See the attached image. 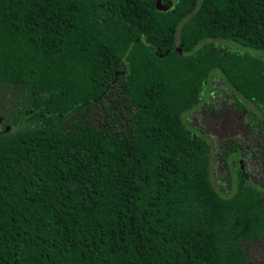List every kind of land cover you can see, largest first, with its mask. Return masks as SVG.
<instances>
[{
  "label": "trees",
  "instance_id": "obj_1",
  "mask_svg": "<svg viewBox=\"0 0 264 264\" xmlns=\"http://www.w3.org/2000/svg\"><path fill=\"white\" fill-rule=\"evenodd\" d=\"M215 71L264 136V0H0V264H249L264 192L187 123Z\"/></svg>",
  "mask_w": 264,
  "mask_h": 264
},
{
  "label": "rangeland",
  "instance_id": "obj_2",
  "mask_svg": "<svg viewBox=\"0 0 264 264\" xmlns=\"http://www.w3.org/2000/svg\"><path fill=\"white\" fill-rule=\"evenodd\" d=\"M161 10L169 6L159 3ZM217 45L237 47L231 42L219 41ZM215 71L210 83L208 99L194 111L187 115V123L193 129L201 131L212 145L211 177L216 189L221 195L231 196L236 189V181L232 180L233 167L227 164L231 158H238L247 177L264 192V156L260 146L263 142L261 130L262 118L260 112L248 101L234 92L227 82ZM238 101H244L246 109L238 107ZM111 104L98 105L90 110L94 117V124L99 126V120ZM124 113H128L126 107ZM2 119V118H1ZM126 126V119H122ZM5 130L3 121H0V133ZM12 131V128L9 129ZM232 146L239 149L229 158L227 153ZM249 264H264V237L257 241L245 244Z\"/></svg>",
  "mask_w": 264,
  "mask_h": 264
},
{
  "label": "water",
  "instance_id": "obj_3",
  "mask_svg": "<svg viewBox=\"0 0 264 264\" xmlns=\"http://www.w3.org/2000/svg\"><path fill=\"white\" fill-rule=\"evenodd\" d=\"M0 121H2V119L0 118Z\"/></svg>",
  "mask_w": 264,
  "mask_h": 264
}]
</instances>
